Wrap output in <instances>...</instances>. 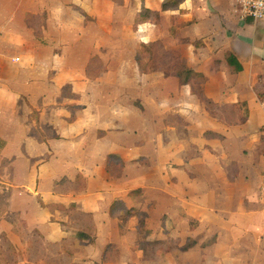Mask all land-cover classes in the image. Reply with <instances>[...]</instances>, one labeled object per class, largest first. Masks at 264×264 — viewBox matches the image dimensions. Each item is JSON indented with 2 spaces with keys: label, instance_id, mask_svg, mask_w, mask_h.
<instances>
[{
  "label": "crops",
  "instance_id": "crops-1",
  "mask_svg": "<svg viewBox=\"0 0 264 264\" xmlns=\"http://www.w3.org/2000/svg\"><path fill=\"white\" fill-rule=\"evenodd\" d=\"M163 1L0 0V264H156V252L161 264H264V21L240 19L236 0ZM144 5L160 15L137 23ZM136 23L141 45L162 38L205 75L202 96L177 63L141 72L139 43L131 74L107 64L102 47L115 60L123 40L102 30ZM124 71L149 80L127 93L143 104L91 100L95 81ZM202 235L219 242L203 248Z\"/></svg>",
  "mask_w": 264,
  "mask_h": 264
},
{
  "label": "rangeland",
  "instance_id": "rangeland-1",
  "mask_svg": "<svg viewBox=\"0 0 264 264\" xmlns=\"http://www.w3.org/2000/svg\"><path fill=\"white\" fill-rule=\"evenodd\" d=\"M124 24V23H122ZM140 29V31H139ZM137 30V26L135 25L134 28L131 27V25L129 24L127 27L123 25V27H119L118 29H114V30H102L103 33V37H114V36H118L120 38H122L123 40V45L118 47L122 48V50L117 51L116 53V57L115 60H112L115 54L114 49L115 46L114 45H109L106 44L102 47V52L105 54L106 59H107V64L109 66H111L113 64V66L117 69V70H121V68L119 69L120 66H123L122 69H125V71L127 70V72L129 74L132 73L133 71V67L130 65V60H128L130 57L132 58V55L134 54V49L137 48L136 43H139V51H138V57L141 58L143 61L146 62V60H148L151 57L150 62H146L143 63L144 65V72H152V71H156V70H166L167 72H172L173 68L176 64V60L175 58L177 57L176 54H174L173 52L170 51H166L163 47V43H162V38L157 41L154 46L151 47H147V48H143L141 45V42H144L146 39V30L139 28ZM77 31V30H76ZM89 34L91 36H95L97 34H99V30L98 29H92L90 30ZM92 38V37H91ZM138 40V41H136ZM93 41V40H92ZM112 42V41H110ZM107 43H109L107 41ZM86 49H84V54H83V47L82 46H76V52L75 55L72 53L73 55V60H74V66L76 71H79L82 68V61L84 56H88V53L86 52ZM177 53V52H176ZM137 54V53H136ZM81 56H82V60H81ZM112 67V68H114ZM114 68V70H115ZM124 71V76L121 74L119 75H115L114 76H107V78L104 80H99V81H95L94 84H92V86H97L99 88V92H97V95H95L92 91L90 92L91 95V100H99L101 101V94L103 95V98L108 101L107 104H111V100H116V99H126L128 104H134L136 102L139 103H144V96L141 97V93L139 91V96H135L132 97L130 94L128 95L127 93H130L129 91L132 89H134V85L138 84L140 86L144 85L145 81L142 79H135L132 78V76L130 75H125L127 72ZM121 76V77H120ZM131 78L133 81H131ZM75 80H77V82H82V78L76 77ZM122 88L124 89V91H122V93H116L115 94V89H119ZM120 94H122V96H119ZM126 94L128 96H126ZM117 97H116V96ZM97 96V97H96ZM113 104V103H112ZM126 106V105H124ZM122 113L123 114H128V111L125 110L124 108L122 109ZM141 120V119H140ZM138 126L140 129L141 128H145V126H141V122L140 125H136ZM162 177V176H161ZM158 181V187L155 188L154 190V195L152 197V195L149 197L148 201H152L153 205L155 206V210L157 209L158 213H155V210L150 212L153 214H151L152 216L147 220V225L152 226V222L154 223V227L157 226V228L159 229L160 226V218L162 216V214L164 212H166L167 206H163L162 205V198H163V191L162 188L164 186L163 183V179ZM160 190V191H158ZM178 206V205H176ZM139 207V206H138ZM178 224V223H177ZM179 225V224H178ZM182 228L179 229V232L175 234V236H179L180 235V231ZM179 234V235H178ZM218 235H213V236H206V235H202L201 238L204 240L201 247L203 246V248H208L211 245H215L217 244L218 241ZM162 238H164V235L161 236V240ZM220 239V238H219ZM133 240V239H132ZM166 240H168V238H166ZM61 253V252H60ZM217 253H213V255H216ZM150 255H152V257L154 258L156 264L160 263L161 264V252L158 254V252L156 253H151ZM59 256V254H57L56 260H60L62 261V259L59 257V259H57V257ZM221 264V263H220Z\"/></svg>",
  "mask_w": 264,
  "mask_h": 264
},
{
  "label": "trees",
  "instance_id": "trees-1",
  "mask_svg": "<svg viewBox=\"0 0 264 264\" xmlns=\"http://www.w3.org/2000/svg\"><path fill=\"white\" fill-rule=\"evenodd\" d=\"M183 0H164L162 2L161 8L162 9H168L171 7H177ZM159 12H155L152 11L148 8L145 7V5L142 7V11L140 12L139 17L137 18L136 22L139 23V21L141 20H147V19H156L159 16ZM136 23V26H137ZM155 43H143L142 47L143 48H147V47H151L154 46ZM174 54H176V52L172 51ZM176 66H175V74L176 76L180 79V82L183 85H190L193 89L194 92L198 93V95L202 96L203 94V90H202V85L204 84V82L206 81V77L205 75L200 72L195 70L189 63L187 60L180 58L179 55L176 54ZM151 57L146 60V62H150ZM229 61L231 64H234L237 66L238 69L241 68V65L239 64V62L237 61V59L231 55L229 57ZM137 62L139 65V69L142 72L144 69V65L143 63H146L145 61H143L141 58H139L137 56ZM258 95L261 99H264V90H259L258 91ZM113 157V156H112ZM115 157V156H114ZM141 191V190H138ZM133 193V192H132ZM115 206L116 208H121L123 210V213L128 216H134L137 214H142L146 215V213L144 212H140V210H137L135 208H128L125 206V204L123 203V201L121 200H117L115 202ZM196 244L195 240H188V242L183 246V249H188L192 246H194Z\"/></svg>",
  "mask_w": 264,
  "mask_h": 264
},
{
  "label": "built area",
  "instance_id": "built-area-1",
  "mask_svg": "<svg viewBox=\"0 0 264 264\" xmlns=\"http://www.w3.org/2000/svg\"><path fill=\"white\" fill-rule=\"evenodd\" d=\"M235 11L242 20L264 21V0H236ZM259 196L264 201V173L259 184Z\"/></svg>",
  "mask_w": 264,
  "mask_h": 264
}]
</instances>
